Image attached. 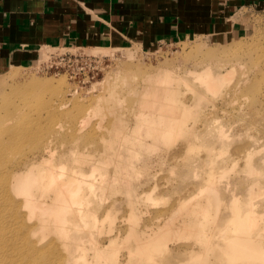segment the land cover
<instances>
[{
	"label": "rangeland",
	"instance_id": "obj_1",
	"mask_svg": "<svg viewBox=\"0 0 264 264\" xmlns=\"http://www.w3.org/2000/svg\"><path fill=\"white\" fill-rule=\"evenodd\" d=\"M235 17L236 29L223 34L122 47L40 46L0 72V125L13 117L12 125L30 122L35 133L11 141L1 165L19 171L40 161L45 170L88 178L64 234L36 229L33 236L39 246L59 249L62 264H99L98 247H106L105 264H132L130 256L145 264H211L181 254L197 241L200 253L218 250L214 264H247L227 241L223 247L215 240L234 234L237 224L226 226L248 210L255 218L245 227L264 244V11L243 9ZM203 71L229 77L214 94L197 77ZM158 74L178 90L179 117L189 109L169 137L158 132L169 122H155L149 135L139 116L144 87ZM17 101L21 108L7 114ZM87 110L92 120L82 124ZM158 114L169 118L166 109ZM21 212L32 230L39 214L30 206ZM194 214L203 224L200 235L197 227H174ZM152 227L160 239L148 245L149 254L130 253V228ZM254 260L264 264V248Z\"/></svg>",
	"mask_w": 264,
	"mask_h": 264
},
{
	"label": "bare ground",
	"instance_id": "obj_2",
	"mask_svg": "<svg viewBox=\"0 0 264 264\" xmlns=\"http://www.w3.org/2000/svg\"><path fill=\"white\" fill-rule=\"evenodd\" d=\"M45 52L43 50L41 55L43 56ZM197 77L207 85V88L212 93L216 94L220 90L222 79L226 80L229 75L225 73L223 76L221 74L216 76L210 71H203ZM169 81L170 79L167 76L158 74L151 82L148 81L144 87V94L141 95L140 99L143 108L139 116L141 121L149 124L146 130L149 135L155 132L153 129L157 128L151 125L161 121L169 123L166 128L158 129V132L163 131L166 137L173 136L175 129L182 128L181 123L184 121L185 114L187 115L189 112V109H186L182 112L183 117H179L178 107L180 99L178 90L176 87L167 84ZM20 105L21 102L18 101L15 102L14 106L7 105L5 111L10 114L11 110L20 109L22 106ZM165 109L169 113V118L158 114ZM29 111L31 114L34 112L32 109ZM88 113L89 111L87 110V113H85L87 117L81 120L82 124L92 120ZM40 117L42 116L40 115ZM13 122V117H7L4 123L0 125V139L4 140L0 143V264H62L63 255L59 249V253H57L52 246H39L33 236L36 234V229L41 234H45L49 230L64 234V223L72 218L75 219L77 208H79V204H82V198L89 185L88 178L81 175L80 171L65 176L62 168L51 167L45 170L40 161L31 162L19 171H6L7 168L1 164L4 165L5 163L2 162L9 161L6 156L9 151L7 149L9 143L15 139L30 138L35 135V133L29 132L32 129L29 125L30 122H25L20 126L16 122L12 125ZM13 194L25 195V197L15 199ZM26 206L32 207L34 213L39 214L38 223L32 226V230L21 212L22 207ZM251 218L252 221L255 218L252 210H248L247 216L233 215V221L226 227L231 228L233 224H237L236 232L234 234L220 233L216 237L215 243L224 247V243L227 241L234 251L233 253L238 255L241 260L246 261L247 264H256L254 258L258 251L264 248V244L256 242L255 235L251 233V228L245 227ZM200 224L203 225L199 221V216L194 214L178 220L174 227H197V232L195 233L200 235ZM238 226L240 227L238 228ZM118 236L120 234L115 235V237ZM127 237L132 238L126 243V246L130 248V253L131 250L143 249L148 252V245L156 239H160L158 228L153 227L140 230L130 228ZM198 248L199 244L197 241L195 244L187 246L185 248L186 251L181 254L187 255V257L192 259H199L202 263L208 260V263L214 264L213 260L217 257L218 250L207 256L200 253ZM9 249H12V251L6 252ZM105 252L106 247H98L96 249L94 259L99 260V264H105L102 260L105 257ZM38 258H42L43 261L36 262ZM130 261L132 264H145L134 256H130ZM106 264H121V262L112 259Z\"/></svg>",
	"mask_w": 264,
	"mask_h": 264
},
{
	"label": "crops",
	"instance_id": "obj_3",
	"mask_svg": "<svg viewBox=\"0 0 264 264\" xmlns=\"http://www.w3.org/2000/svg\"><path fill=\"white\" fill-rule=\"evenodd\" d=\"M243 9L264 11V0H0V72L40 46L122 47L223 34Z\"/></svg>",
	"mask_w": 264,
	"mask_h": 264
}]
</instances>
